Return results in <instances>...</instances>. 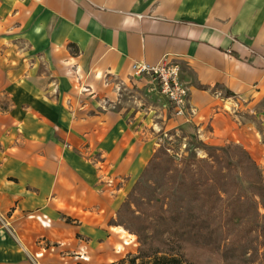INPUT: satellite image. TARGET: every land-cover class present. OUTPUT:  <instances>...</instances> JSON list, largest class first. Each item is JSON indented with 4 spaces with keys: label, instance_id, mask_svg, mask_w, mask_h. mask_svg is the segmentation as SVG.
I'll list each match as a JSON object with an SVG mask.
<instances>
[{
    "label": "crops",
    "instance_id": "0c3cea01",
    "mask_svg": "<svg viewBox=\"0 0 264 264\" xmlns=\"http://www.w3.org/2000/svg\"><path fill=\"white\" fill-rule=\"evenodd\" d=\"M165 59L185 117L134 107L159 88L133 65ZM172 132L262 158L264 0H0V214L30 259L120 260L118 212Z\"/></svg>",
    "mask_w": 264,
    "mask_h": 264
},
{
    "label": "rangeland",
    "instance_id": "374dc122",
    "mask_svg": "<svg viewBox=\"0 0 264 264\" xmlns=\"http://www.w3.org/2000/svg\"><path fill=\"white\" fill-rule=\"evenodd\" d=\"M235 38L233 39L234 46L246 51V54L250 56L260 57L254 48L246 45L239 38ZM233 50L235 49H231L230 51L233 52ZM136 76L141 77L139 80L142 81L149 80L150 84L148 87L157 85V82L149 76ZM156 87L159 88L158 85ZM145 93L142 95L143 102L136 103L134 107L142 108L143 111H146L147 105L154 108L156 103H161L159 99L163 94L160 89L159 95L155 94L156 96H151L148 92ZM159 135H161L158 139L160 146L152 158H154L156 153L160 157L153 164L147 165V170L145 171L146 168L144 169L137 181L141 184L138 192L141 199L140 202L146 204L151 201L152 206H143V212L147 214L154 212L153 206L159 202H165L167 208L168 206H172V211L191 214L186 215L188 217L187 223L176 214L174 219L176 218L177 227L183 226L187 228L190 226L192 228L189 230H192L193 226H195L194 229L197 231L189 235L193 236L192 242H188L187 244L176 243L165 249V251L172 254L185 255V258L189 259H198L199 262L197 264H264V234L259 232V229L261 230L264 227V216H261L264 215V152L262 158L259 159L253 156V151L249 152L240 145L226 144L224 146H212L198 139L196 136L191 135L189 137L182 132H172L167 135L160 133ZM214 150L218 152L213 158H210ZM242 150H245L256 163L259 175L256 174V170L252 167L246 166L245 170L240 169L237 172L234 167L230 166L229 161L235 164L240 159L245 158ZM164 153L168 156H165ZM167 157L173 159V162L168 160ZM202 161L214 163V166L219 171H222L225 183L230 182L233 184L236 182L239 184V188L230 187V189H233V193H230L233 195V198L241 196L243 201H246L247 198L243 197L248 196L253 198L255 194H261L262 198H255L263 205H260L261 215L259 217L254 215L253 209L249 204L236 210L237 206L233 207L230 205L235 198L232 202L227 201V195H223V201L219 202V206L215 207V209L192 206L189 201L194 199L195 188L191 184L193 181L200 180V177L196 175V170L199 166L203 167L205 171L207 170L205 164H201ZM127 212H129L128 209L125 210V214L121 219L117 215V220L119 223H126L127 226L125 224L122 226L131 233L126 228H130L132 223L130 222V215H127ZM226 213H230L232 217L228 218L225 216ZM6 219V217H2L0 214V264H40L39 259H30L28 250L17 239L16 233L7 230ZM223 222L224 225H222ZM208 226L209 228H207ZM233 235H239V239H243V237L244 239L242 242H237ZM6 238L8 242H5ZM221 239L223 240L221 241ZM232 240H235V243L230 244ZM170 241L174 240L170 239ZM126 247L123 250L114 247V253L122 256L120 260L128 258L129 254H139L138 238L132 245ZM51 254L57 255L58 250H51ZM72 262V264H75L74 259ZM110 263L113 262L103 264Z\"/></svg>",
    "mask_w": 264,
    "mask_h": 264
},
{
    "label": "trees",
    "instance_id": "16d2710c",
    "mask_svg": "<svg viewBox=\"0 0 264 264\" xmlns=\"http://www.w3.org/2000/svg\"><path fill=\"white\" fill-rule=\"evenodd\" d=\"M217 152V150H214L211 153L210 158H213ZM242 152L244 153L245 158L240 159L235 164L232 161H229L230 166L234 167L237 172L240 169L245 170L246 166L252 167L256 170V174L259 175L256 163L251 159L250 155L245 150H242ZM164 155L168 156L166 153H164ZM159 157V154L156 153L154 158H152L149 162L148 166L153 164L155 160H158ZM167 159L173 162V159H170L168 157ZM201 164H205L207 170L205 171L201 166H199L196 170V175L200 177V180L193 181L191 184L195 188L194 199L189 201L192 206L215 209V207L219 206V202L223 201V195H227V201L232 202L235 198V200L230 205L233 207L237 206L236 210L243 208V206L249 204L253 209L254 215H256L257 217L261 215L260 208L263 205L255 199L262 198L261 194H255V197L253 198L248 196L243 197L247 198L246 201H243L241 196L233 198V195L230 194L233 193V189H230V187L239 188V184L236 182H234L233 184H231L230 182L225 183L224 177L222 176V171H219L214 166V163L202 161ZM148 166L146 167L145 171L147 170ZM140 187L141 184L137 182L133 190L128 194L127 200L118 212L119 218L121 219V217L125 214V210H129V212H127L128 214H126L130 215V222L132 223L131 225L130 223H128V225H130V228H126L129 229L135 236H137L139 242V254H129L128 258H124L110 264H197V262H199L198 259H189L185 258V255L174 253L172 254L168 253V251H165V249L173 246L176 243L187 244L188 242H192L193 236L189 235H191V233L193 234L197 232L196 229H194L195 226H193L192 230H189L190 228H192L190 226H186L187 228L183 226L177 227V221L175 220L176 218L174 219L177 214L180 219L184 220L187 223L188 217L186 215L191 214L172 211V206H168L167 208L165 202H159L155 206H153V208L155 209L153 210L154 212H151L149 214L143 212V206H152L151 201L146 204L140 202L141 199L138 194ZM225 216H227L228 218L232 217L230 213H226ZM119 224H125V226H127L126 223ZM222 225H224V222L222 223ZM207 228H209V226ZM259 232H262L264 234V227L261 230L259 229ZM233 237L237 240V242H242V240L244 239V237L243 239H239V235H233ZM170 239L174 241H170ZM222 240L223 239H221V241ZM196 243L198 244V242ZM233 243H235V240L230 241V244Z\"/></svg>",
    "mask_w": 264,
    "mask_h": 264
},
{
    "label": "built area",
    "instance_id": "2783aa9c",
    "mask_svg": "<svg viewBox=\"0 0 264 264\" xmlns=\"http://www.w3.org/2000/svg\"><path fill=\"white\" fill-rule=\"evenodd\" d=\"M133 70L135 75L149 76L157 82L161 93L169 100L176 117L186 116L190 91L181 81L180 64L165 59L157 65L134 64Z\"/></svg>",
    "mask_w": 264,
    "mask_h": 264
},
{
    "label": "bare ground",
    "instance_id": "6f19581e",
    "mask_svg": "<svg viewBox=\"0 0 264 264\" xmlns=\"http://www.w3.org/2000/svg\"><path fill=\"white\" fill-rule=\"evenodd\" d=\"M122 237H123V240H124V244L125 246H130L134 243L135 241V235L129 233L127 230H121L120 231ZM120 250V248H118Z\"/></svg>",
    "mask_w": 264,
    "mask_h": 264
}]
</instances>
